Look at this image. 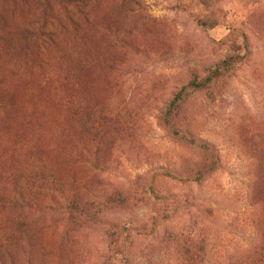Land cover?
<instances>
[{"label":"rangeland","instance_id":"374dc122","mask_svg":"<svg viewBox=\"0 0 264 264\" xmlns=\"http://www.w3.org/2000/svg\"><path fill=\"white\" fill-rule=\"evenodd\" d=\"M71 196L125 202L75 224ZM263 240L264 0H0V264H260Z\"/></svg>","mask_w":264,"mask_h":264},{"label":"trees","instance_id":"16d2710c","mask_svg":"<svg viewBox=\"0 0 264 264\" xmlns=\"http://www.w3.org/2000/svg\"><path fill=\"white\" fill-rule=\"evenodd\" d=\"M236 61L233 57L227 58L223 61L222 67L218 70H216L212 75L207 76L203 80L194 79L193 81L189 82L186 86L182 87L178 93L174 96L172 102H171V109L174 111L177 108V105L184 100L188 96L187 90H192V92L206 89L209 87L214 80L217 78H220L226 74H228L231 71L232 65L235 64ZM173 134L178 138V140L183 141L184 143H195L194 140L189 139L184 134L180 133L179 131H173ZM204 174L199 175L197 178H195V181H200L202 179ZM118 197H107L103 198L102 202L99 203L96 199L93 200H80L76 196H71L65 199L66 209L69 211V216L72 220L78 221V218L82 216H89L92 219L95 218L99 212H101L102 208L110 207L109 204H113L115 202H119L116 205L123 204L125 202L124 199L118 198ZM115 205V204H113ZM74 223V222H73ZM111 237L114 236L113 233L110 234ZM259 252L258 256H261L262 261H260V264H264V240L263 244L258 248L257 253Z\"/></svg>","mask_w":264,"mask_h":264}]
</instances>
